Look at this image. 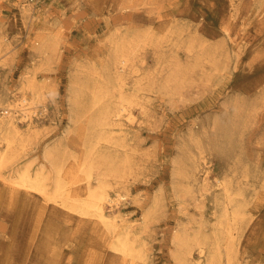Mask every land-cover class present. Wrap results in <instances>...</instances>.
<instances>
[{"label": "rangeland", "instance_id": "374dc122", "mask_svg": "<svg viewBox=\"0 0 264 264\" xmlns=\"http://www.w3.org/2000/svg\"><path fill=\"white\" fill-rule=\"evenodd\" d=\"M120 104L111 129L101 112ZM0 114L17 124L2 181L43 173L54 194L63 167L75 204L91 160L123 196L104 223L35 216L0 182V264H264V0H0ZM117 213L130 257L111 247Z\"/></svg>", "mask_w": 264, "mask_h": 264}, {"label": "bare ground", "instance_id": "6f19581e", "mask_svg": "<svg viewBox=\"0 0 264 264\" xmlns=\"http://www.w3.org/2000/svg\"><path fill=\"white\" fill-rule=\"evenodd\" d=\"M117 45V44H116ZM118 46V45H117ZM120 46V45H119ZM123 47V46H122ZM120 48V47H119ZM116 53V52H115ZM124 53V52H123ZM121 53V55L117 58V60L121 63V66L123 64L127 65L128 62L127 61V56L125 54ZM117 55V54H116ZM129 59V58H128ZM116 63V62H115ZM118 64V63H117ZM110 66V65H109ZM124 66V65H123ZM122 66V67H123ZM120 68V67H119ZM117 70V69H116ZM118 71V70H117ZM120 71V70H119ZM121 72V71H120ZM119 73V72H118ZM120 74V73H119ZM115 76V75H114ZM120 79L122 78L121 76H119ZM118 81L119 78H118ZM2 92V91H1ZM8 97V96H7ZM33 97L34 95H23L20 99H19V102H17V105L20 106V109L24 110V114L23 116L26 117L29 115V113L26 111L27 109H30V108H33L34 106L32 105L33 104ZM98 97V96H97ZM98 99V98H97ZM96 99V100H97ZM127 100V99H126ZM99 101V100H98ZM102 101V100H101ZM123 100H121L122 102ZM125 101V100H124ZM111 102V101H110ZM118 102V101H117ZM126 102V101H125ZM96 104V102H94ZM93 103V104H94ZM114 103V102H113ZM98 102H97V106H98ZM94 106V105H93ZM96 106V107H97ZM110 107V105H108ZM114 106V105H113ZM96 109V108H95ZM89 110V109H88ZM126 107L123 105V104H120L114 108H106L104 110H102L101 112V117L104 121V124H107L111 129H113L112 127L114 126V123L115 124H118L119 122L118 121H115L116 119L120 118V116L122 115L123 111L126 112ZM8 108H4V112L8 113ZM26 111V112H25ZM94 111V109L92 110ZM15 112H17V109H15ZM32 112H35V110L33 109ZM90 113V112H89ZM99 114V113H98ZM100 118V117H99ZM101 119V120H102ZM98 121V120H97ZM102 122V121H101ZM120 124V123H119ZM16 121L14 119V116L10 115V116H5V115H2L0 114V143H2L4 140L5 141V145L6 147H9L10 144H11V139L9 138L8 136V131L12 128H14L16 126ZM103 125V124H102ZM111 125H113L111 127ZM101 126V124H100ZM106 126V125H105ZM104 126V127H105ZM119 126V125H118ZM103 127V128H104ZM101 129V128H100ZM105 131V129H104ZM106 133V131H105ZM109 133V130L108 132ZM110 134V133H109ZM13 136V135H12ZM100 137V136H99ZM14 138V137H13ZM12 138V139H13ZM97 138V137H96ZM15 139V138H14ZM13 139V140H14ZM99 139V138H98ZM2 141V142H1ZM13 142V141H12ZM15 142V140H14ZM3 144V143H2ZM2 146V145H1ZM11 148V147H10ZM3 149V148H2ZM92 151V149H91ZM89 152V150H88ZM97 152V151H96ZM87 154V152H86ZM89 154V153H88ZM88 154L86 156H88ZM85 156V157H86ZM88 158V157H87ZM92 158V157H91ZM2 155H1V151H0V166H1V162H2ZM50 160V159H49ZM53 160V159H52ZM85 160V159H84ZM91 161V160H90ZM90 161H86V170H88V173L87 175L85 176L84 179H86V188L88 190V198L85 200V201H81L79 203H72V201L70 202L68 200V196L72 195L71 194H67L66 195V187L64 186L65 184L63 183V181L65 180V178H63L64 180L62 181V176L60 173V175H58L59 171L61 170V168L63 167H59L60 170L58 168L55 169V173H56V181H55V191H54V194H51V192L48 191V189H46V185L43 183L42 181V178L41 177V174H36L35 177L34 176H31L27 171L26 172H23L19 177H17L18 179H13V180H10V179H7L5 178L6 180H1V176H0V182H1V185H2V188L3 190H5L7 192V196H5L7 198V201H9L11 204H13L16 208H18V212H22L25 211L28 209V207H32L30 210L32 212V214H34L35 216L39 213H45V212H50V211H55L57 209L59 210H62V209H65V210H68V211H71V213H73L75 215L76 218H78L79 220H83V219H89L93 222H95V219L94 218H98V221L97 222H106V219L108 218V213L105 212V208H104V203L106 201H109L110 203H118V201L121 199L122 196V193H120L118 190H116V194H112L109 189H108V185L107 183L102 179V177H100V179H98V184H93L92 183V177H93V164L90 162ZM3 163V162H2ZM54 163V162H53ZM52 163V164H53ZM56 165V164H54ZM197 164H195L196 166ZM4 166V164H3ZM55 167V166H54ZM58 167V166H57ZM71 169V168H70ZM81 169V168H80ZM79 169V170H80ZM196 169V168H195ZM194 169V170H195ZM198 170V169H197ZM64 171V168L62 170V172ZM201 171V170H200ZM71 172V171H70ZM197 172V171H196ZM195 172V173H196ZM204 172V171H203ZM1 173V172H0ZM85 173V172H84ZM68 175V174H66ZM65 175V176H66ZM72 175V174H70ZM204 175V174H203ZM4 176V175H3ZM61 176V177H60ZM83 176V177H84ZM225 176V175H224ZM73 177V175H72ZM80 177H82L80 175ZM227 177V176H226ZM47 178V177H46ZM68 178V177H67ZM78 179V178H77ZM217 179V178H216ZM229 179V178H228ZM73 180V178H72ZM83 180V179H82ZM197 180V179H195ZM206 180V179H205ZM219 180V179H218ZM73 181H76L73 180ZM208 181V180H207ZM226 182V181H225ZM224 182V184H225ZM71 183V182H70ZM69 183V184H70ZM206 183V182H205ZM204 183V184H205ZM217 183V182H216ZM229 183V182H228ZM74 184V183H72ZM209 184V182H208ZM71 185V184H70ZM203 185V184H201ZM218 185V184H217ZM66 186H68L66 184ZM209 186V185H208ZM212 186V185H211ZM207 187V186H206ZM227 187V186H226ZM225 187V188H226ZM204 188V186H203ZM210 188V187H209ZM224 188V189H225ZM216 189V188H215ZM222 189V188H221ZM223 189V190H224ZM227 189V188H226ZM229 189V188H228ZM232 189V188H231ZM222 190V191H223ZM72 192V190H69ZM224 191H228V190H224ZM216 192V191H215ZM221 192V191H220ZM231 192V191H230ZM37 194L38 195L40 194V196H34V194ZM223 193V192H222ZM221 193V194H222ZM226 193V192H225ZM229 193V191H228ZM226 193V194H228ZM218 194V193H217ZM117 195V196H115ZM220 195V193H219ZM214 196V195H213ZM226 196V195H225ZM228 196V195H227ZM1 197V196H0ZM213 198V197H212ZM218 198V197H217ZM225 198V197H224ZM229 199V198H228ZM78 200V199H77ZM225 200V199H224ZM223 201V200H222ZM220 201V202H222ZM228 201V200H227ZM230 201V199H229ZM76 202V201H75ZM109 203V204H110ZM120 203V202H119ZM219 203V202H218ZM230 203V202H229ZM51 204L53 206H51ZM217 204V203H216ZM106 205V204H105ZM236 205V204H235ZM215 206V205H214ZM56 207V208H55ZM221 207V206H220ZM221 209V208H220ZM233 209V208H231ZM217 213V211H215ZM221 212V211H220ZM215 213V215H216ZM229 213V212H227ZM226 213V214H227ZM233 213V212H232ZM239 214V213H238ZM224 215V213H223ZM235 214H233L234 216ZM238 216V215H237ZM67 217V216H66ZM226 217V216H225ZM234 218V217H233ZM205 219V218H204ZM218 219V218H217ZM237 219V218H236ZM240 219V218H239ZM109 228H110V233L113 234V238L114 239V242L111 244V247L115 250L123 254H126L128 255L129 254V257H130V253L133 251V243H130L129 244V236H128V228H129V225H128V220L126 219V217L122 214H115L113 215V217L111 219H109ZM211 220V219H210ZM224 220V219H223ZM222 220V221H223ZM230 220L228 219V222ZM71 222V221H70ZM203 222V221H202ZM205 222V221H204ZM237 223V221H236ZM205 224V223H204ZM215 224V222H214ZM220 224V223H219ZM223 224V223H222ZM229 224V223H228ZM206 225V224H205ZM231 225V224H229ZM228 225V226H229ZM211 226V224H210ZM213 226V224H212ZM217 225H215L214 227H216ZM203 227H206V226H203ZM204 229V228H202ZM214 229V228H212ZM221 229V228H220ZM226 229V228H225ZM228 229V227H227ZM104 231V230H103ZM109 231V230H108ZM198 231V230H197ZM216 232V231H215ZM227 232V231H226ZM205 233V232H204ZM221 233V232H220ZM228 233V232H227ZM202 234V233H201ZM206 234V233H205ZM205 234L204 235H201L202 237L204 236L205 237ZM213 234H215L213 232ZM130 235V233H129ZM199 235V234H198ZM217 235V234H216ZM106 236V235H105ZM195 236V235H194ZM227 236V235H226ZM230 236V235H229ZM201 237V238H202ZM217 237V236H216ZM234 237V236H233ZM112 238V237H111ZM198 238H200L198 236ZM207 239V236L205 237ZM205 238H203L201 241H203ZM193 239V238H191ZM233 239V238H232ZM131 240V239H130ZM208 242H209V239H207ZM194 240H192L193 243ZM200 241V240H199ZM217 241V239H216ZM205 242V241H204ZM211 242V241H210ZM231 242V241H230ZM228 242V243H230ZM109 243V242H108ZM190 243V242H189ZM197 243H198V240H197ZM132 244V246H131ZM203 244V243H202ZM211 244V243H210ZM221 244V243H219ZM213 245V244H212ZM194 244L190 247H193ZM204 246L206 245H203V248ZM223 246V245H222ZM228 246V245H227ZM221 248L220 245H218V248ZM199 248V247H198ZM201 248V247H200ZM209 248V247H208ZM200 250H204V249H200ZM110 251V250H109ZM189 251V250H188ZM191 251V250H190ZM205 251V250H204ZM209 251V250H208ZM216 251V250H215ZM219 251H222V250H219ZM218 251V252H219ZM210 252V251H209ZM214 252V251H212ZM117 253V252H116ZM120 253V254H121ZM132 253H136L135 250L134 252ZM191 253V252H190ZM202 253V252H201ZM208 253V252H207ZM220 253V252H219ZM52 254V253H51ZM216 254H217V251H216ZM222 254V253H221ZM228 254V253H227ZM191 255V254H190ZM188 255V256H190ZM220 255V254H219ZM124 256V255H123ZM134 256V255H133ZM201 256H204V255H201ZM212 256V255H211ZM216 257H218L217 255H215ZM132 257V256H131ZM207 257V256H206ZM222 257V255H221ZM126 258V257H125ZM134 258V257H132ZM188 258V257H187ZM186 258V259H187ZM211 257H209L210 259ZM223 258V257H222ZM120 259V258H119ZM127 259V258H126ZM208 259V260H209ZM213 259L215 260V257L213 256ZM72 260V259H71ZM115 260V259H114ZM128 260V259H127ZM194 260V259H193ZM211 260V259H210ZM121 261V260H120ZM184 261V260H183ZM203 261V260H202ZM134 263V262H133ZM186 263V262H185ZM184 263V264H185ZM190 263V262H189ZM197 263V262H196ZM206 263V262H205ZM92 264V263H91ZM125 264H126V261H125ZM210 264V263H209Z\"/></svg>", "mask_w": 264, "mask_h": 264}]
</instances>
